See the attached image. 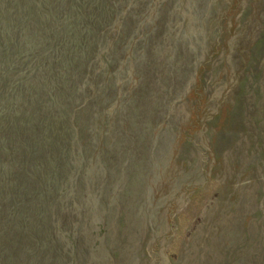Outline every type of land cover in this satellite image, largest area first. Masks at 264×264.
I'll use <instances>...</instances> for the list:
<instances>
[{
  "label": "rangeland",
  "instance_id": "374dc122",
  "mask_svg": "<svg viewBox=\"0 0 264 264\" xmlns=\"http://www.w3.org/2000/svg\"><path fill=\"white\" fill-rule=\"evenodd\" d=\"M0 264H264V0H0Z\"/></svg>",
  "mask_w": 264,
  "mask_h": 264
}]
</instances>
